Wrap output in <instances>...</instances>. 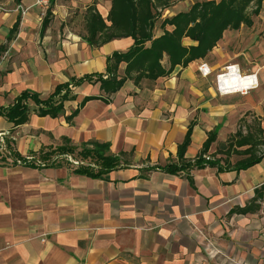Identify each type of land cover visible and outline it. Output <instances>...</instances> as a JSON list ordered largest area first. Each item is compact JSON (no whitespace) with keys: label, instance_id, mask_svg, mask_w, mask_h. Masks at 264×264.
I'll list each match as a JSON object with an SVG mask.
<instances>
[{"label":"crops","instance_id":"1","mask_svg":"<svg viewBox=\"0 0 264 264\" xmlns=\"http://www.w3.org/2000/svg\"><path fill=\"white\" fill-rule=\"evenodd\" d=\"M0 1V264H264V191L256 198L264 159L241 171L221 162L194 165L211 132L216 141L208 155L224 149L243 118H257L264 131V2L251 28L226 31L204 60L139 87L127 81L107 96L95 81L107 80L108 59L134 42L90 46L83 16L95 4L106 19L110 0H52L44 31L34 0ZM203 1L209 0H182L166 10L154 38L165 18ZM201 66L210 74L203 76ZM227 67L254 76L258 87L219 93L216 77ZM64 86L57 118L31 115L19 127L7 118L22 94L46 101ZM89 97L100 99L68 123ZM27 106L38 107L31 100ZM93 144L108 145L115 165L71 163ZM240 159L233 156L231 165ZM251 207L258 208L243 213Z\"/></svg>","mask_w":264,"mask_h":264},{"label":"trees","instance_id":"2","mask_svg":"<svg viewBox=\"0 0 264 264\" xmlns=\"http://www.w3.org/2000/svg\"><path fill=\"white\" fill-rule=\"evenodd\" d=\"M18 1V0H16ZM178 0H110L111 6L106 19H103L95 4L87 7L83 20L84 40L92 47L99 48L118 39L130 38L134 44L126 53H115L108 59L110 77L107 80L97 78L100 91L107 96L116 94L127 81L139 87L143 81L155 82L169 76L176 67L186 68L190 63L204 60L220 43L226 31H238L241 27L251 28L254 19L260 14L264 0H209L194 3L186 12L165 18L161 22L163 34L154 38L155 24L163 13L173 7ZM51 13L48 11L42 23V31L48 26ZM171 27L172 30H166ZM15 29L8 37L11 40ZM189 44H185V41ZM5 53V47L0 48V56ZM167 60V66L164 60ZM121 64L125 68L123 75H118ZM64 87H58L46 101H41L35 94L24 93L7 112L6 116L14 127L29 122V117L57 118L63 112V101L67 92L62 94ZM60 97L57 102L55 98ZM100 98H85L78 108L66 118L68 123L78 115L83 106L92 100ZM33 101L38 107L32 112L27 101ZM59 102V103H58ZM193 124L188 128L184 142L179 147L178 159L183 161L186 148L190 143ZM261 122L255 118L250 124L241 119L238 130L228 137L223 150L208 155L210 146L216 141V132L208 134L203 148L194 161L197 169L205 167L216 168L221 162L225 169L246 170L259 164L264 159V140ZM88 158H95L104 163L115 161L106 156L108 145L93 144L92 150H83ZM221 159H216V156ZM241 159L231 165L233 157ZM204 157H209V161ZM214 159L211 161L210 159ZM264 187L256 191V198ZM255 208H247L243 213L253 212Z\"/></svg>","mask_w":264,"mask_h":264},{"label":"built area","instance_id":"3","mask_svg":"<svg viewBox=\"0 0 264 264\" xmlns=\"http://www.w3.org/2000/svg\"><path fill=\"white\" fill-rule=\"evenodd\" d=\"M52 0H34V7L39 8L43 14L42 16H45L46 13L49 11L50 4ZM22 12V15L26 13L25 9H20ZM4 11V6L2 5L0 1V12ZM200 73L203 76L209 75L208 69H206L205 66H201L199 69ZM242 79H250L251 83L247 88L240 89L236 86V84ZM233 78L235 79L233 81ZM216 87L219 93H225V94H230V93H243L247 91L248 89H255L258 87V83L256 80H254V76H240L236 75L235 72L233 71V67H227L225 71L218 75L216 77ZM206 160L209 161V157H204ZM74 165H79L81 163L79 162H72Z\"/></svg>","mask_w":264,"mask_h":264},{"label":"rangeland","instance_id":"4","mask_svg":"<svg viewBox=\"0 0 264 264\" xmlns=\"http://www.w3.org/2000/svg\"><path fill=\"white\" fill-rule=\"evenodd\" d=\"M180 1H182V0H178L177 2H176V4L178 3V2H180ZM51 5V4H50ZM50 9V8H49ZM46 16V15H45ZM45 16H43V17H45ZM33 108V107H32ZM31 109V108H30ZM75 161H77V162H83V163H87V164H93V165H95V166H97V165H102V162L101 161H99V160H97V159H95V158H88L87 156H85L84 155V152L82 151V152H80V153H78V156H77V158L76 159H74ZM72 163V162H71ZM79 167H81V166H79Z\"/></svg>","mask_w":264,"mask_h":264},{"label":"bare ground","instance_id":"5","mask_svg":"<svg viewBox=\"0 0 264 264\" xmlns=\"http://www.w3.org/2000/svg\"><path fill=\"white\" fill-rule=\"evenodd\" d=\"M235 79L233 78V81H234ZM250 83H251V81H250V79H242V77H241V80L236 84V86L238 87V88H240V89H243V88H247L249 85H250Z\"/></svg>","mask_w":264,"mask_h":264}]
</instances>
